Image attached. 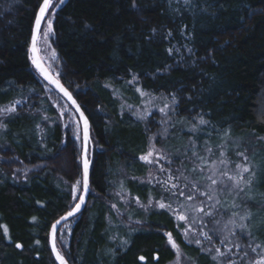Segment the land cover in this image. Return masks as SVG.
Wrapping results in <instances>:
<instances>
[{
	"label": "trees",
	"instance_id": "obj_1",
	"mask_svg": "<svg viewBox=\"0 0 264 264\" xmlns=\"http://www.w3.org/2000/svg\"><path fill=\"white\" fill-rule=\"evenodd\" d=\"M41 1L0 0V106L26 100L0 118V264H56L48 231L72 208L70 186L81 177L80 144L37 111L40 101H48V84L32 68L28 44ZM52 30L59 62L51 73L84 111L92 141L89 199L63 256L69 264H167L173 260L164 245L170 234L185 264H213L203 245L182 240L168 212L136 209L131 217L143 221L117 225L124 234L105 223L112 191L143 201L151 192L158 199L159 184L142 181L148 168L141 157L148 154L149 136L160 133L154 122L160 115L140 123L120 113L118 98L136 94L139 100L135 89L167 95L174 100L173 127L194 126L210 140L230 129L242 139L234 150L249 141L264 148V0H65L54 12ZM245 153L250 157L248 147ZM262 172L252 207L262 225L256 240L237 230L230 234L231 251L251 260L244 245L264 249ZM191 181L200 189L205 182H181ZM197 236L212 251H224L217 234L211 241Z\"/></svg>",
	"mask_w": 264,
	"mask_h": 264
},
{
	"label": "rangeland",
	"instance_id": "obj_2",
	"mask_svg": "<svg viewBox=\"0 0 264 264\" xmlns=\"http://www.w3.org/2000/svg\"><path fill=\"white\" fill-rule=\"evenodd\" d=\"M64 2L65 0H63V3ZM63 3H61L60 0H51V6L47 11L50 12L45 14L44 23L37 40L38 53L45 66L51 72H55V67H57V63L59 62L51 42L53 30L48 34L47 38L44 37L43 33L47 30L49 20H51L52 24L54 12ZM128 86V84H125V89H127ZM43 88L48 95V101L44 106L40 101V106L37 108V111L40 110L42 121L49 124H61L63 130H68L76 143L80 144V127H78L79 123L75 114L72 113L66 102L52 87L45 85ZM50 89L55 91L58 96L52 95ZM110 90L112 92V88ZM135 90L139 93L140 99L137 100V98H135L136 94H132L131 96L127 94L124 96L121 95L120 98H118V108L120 113H129L140 123L144 122L149 114L158 113L160 115V117H156L158 120L156 119L154 121L160 125L161 129L159 135H157V137L152 135L149 136L147 152L149 153V151H152V156L148 157V160L153 162L149 163L141 159L145 162L146 168H148L146 176L142 178V181L151 186L159 184L157 187L158 199H153V194L151 192H149L147 199L143 201L141 199H134V195L128 197L127 193L122 195L120 192L112 191L110 193L112 201L109 205V211H104L105 213H103V215H105V223L109 227L113 225L114 228L118 230L117 225H120L122 222L131 221L139 225L142 223L141 221L143 220L140 221L131 217L134 211L138 210L141 213L154 211L156 214L159 213V211H165L172 215L174 226L180 230L182 240L187 245H203L204 248L202 252L208 259L213 261V264H230L231 261H235L236 264H255L256 261L264 256V249H261V253L257 252V250L253 252V247H250L249 244L244 245L242 249H248L249 253L255 257V260H251L250 257L248 258L244 254L240 255L239 252L231 251L229 253L228 248H231L232 243L229 244L231 240L230 234L234 230H237L241 237L243 235L251 240H256L257 232L262 228L261 221L258 219V214L253 211L252 207L253 202L256 200L254 192L256 187L261 184L260 175L263 173L262 170H264V148L257 149L256 144L253 141H249L247 144L248 146H242L243 148L241 151H239V149L234 150L235 145L241 142L242 139L236 138L230 129L218 133L214 140H210L207 136L201 139L203 134H200L194 126L173 127L170 125L174 104L173 98L160 93ZM125 99H129L132 103L128 104ZM25 102L26 100L24 99L16 98L7 104L1 105L0 118L14 113L17 108L23 106ZM1 129L2 127L0 125V130ZM163 140L166 143H162ZM261 143L264 144V139L261 140ZM1 144L2 139L0 133V147ZM247 147L248 150H250V157L245 153ZM169 150L171 151L169 152ZM183 155L185 156L184 158H182ZM161 156L164 158L160 159ZM221 161H223V163ZM187 164L189 165L187 166ZM237 165L240 167H237ZM193 167H196L197 170L192 171ZM245 167L248 168L247 172L243 171ZM162 168L163 171L161 170ZM31 169L32 168H30V170ZM21 170L23 169L19 171ZM224 173H227V175H224ZM229 176L235 179H229ZM169 177L173 179H169ZM183 177H187L189 181L195 177L204 179L205 182L201 184L203 188L200 190L207 191L213 199L209 200L204 195H197L195 201H189L185 199V196H173L172 192L177 191V189L171 188L173 183L177 184L179 189L184 191L185 195L189 193L192 181L190 184H183L181 182L184 180ZM209 177H211V179H209ZM241 177H243V180L239 187H237L236 181L240 180ZM212 179L217 180L218 183L213 185ZM77 181L70 186L72 196L71 205H74L79 198L81 181L80 184H77ZM165 181H167V184L164 183ZM163 184H165L170 191H166L163 188ZM186 184L187 187H185ZM74 188L76 189L75 191L73 190ZM241 188H243V191L240 190ZM135 193H137V191ZM161 202L165 205H171V208H161L159 206ZM113 205H115V207H113ZM193 207H197V209L203 207L204 212L210 210L213 214L207 216L204 212H200L199 210L193 211ZM181 214L186 215L187 220H179L178 216ZM241 217H244V219H241ZM76 220L77 218L64 223L59 227L56 233L58 247L62 252L68 248L71 229ZM240 225H244L245 227L241 229ZM5 228L6 226L3 225V231ZM118 231L121 232V230ZM121 233L124 234V232ZM202 233H207L211 237L217 234L220 243L221 240L227 237L223 243L227 245V247H224V251L221 250V252L226 253L224 256L229 257L226 259L227 261H223L221 259L222 256H217L216 252L212 250L208 251V249H210L207 247L210 246L209 243H196V240H199L197 235L205 238ZM4 234L6 238H8V233L4 231ZM122 239L123 243H127V238ZM108 241L113 242L112 239ZM172 242L176 244V248L172 246L169 240L164 244L165 247L171 250L173 255V260L167 264H185V259L187 257H185L184 252L174 239H172ZM214 256L217 257L215 260L213 259Z\"/></svg>",
	"mask_w": 264,
	"mask_h": 264
},
{
	"label": "snow or ice",
	"instance_id": "obj_3",
	"mask_svg": "<svg viewBox=\"0 0 264 264\" xmlns=\"http://www.w3.org/2000/svg\"><path fill=\"white\" fill-rule=\"evenodd\" d=\"M61 3H63V0H60ZM51 6V0H43V3L39 6V12L38 14L36 15L35 17V31L33 33V36H32V51L35 53L38 51L37 49V40H38V33H39V30H40V27H41V22L42 20H44L45 18V14L46 12L48 11V9L50 8ZM52 31V24H51V20L48 21V27H47V30L43 33L44 37L47 38L48 34ZM33 63L36 64V66L38 68H41V65H40V62L37 58H33ZM41 72L44 73L45 75V78L48 79L51 83L55 84L56 87H58L60 89L61 92L64 93V95L72 101V103L75 105L76 104V101L72 99V96L71 94L67 91V89H65L60 83L58 80H55L53 79L51 76H49L43 68H41ZM76 109L78 112H80V118L83 120V156H82V176H83V181H82V191L83 193L87 194V192L89 191V168H90V160L88 159V143H89V125H88V120L87 118L84 116V113L80 111L79 109V105L76 106ZM14 110V109H13ZM200 123L203 124L205 123V121L203 119L200 120ZM79 127V125H78ZM195 155V153H194ZM152 156V151H149L148 155L147 156H143L141 157V159H144L146 160L147 162L149 163H152L153 161L151 160H148V157ZM164 157L161 156L160 159H163ZM199 159H202L200 157H198ZM246 159V158H245ZM223 163V161H221ZM237 167H240L239 165H237ZM163 171V168L161 169ZM197 168L194 167L192 169V171H196ZM202 171V169H201ZM244 172H247L248 171V168H244L243 169ZM224 175H227V173H224ZM185 180H187V177H183ZM169 179H173L172 177H169ZM176 179H179V178H176ZM209 179H211V177H209ZM229 179H235L234 177H231L229 176ZM243 180V177L240 178V180H237L236 181V186L239 187L241 181ZM165 184H167V181L164 182ZM218 183L217 180L215 179H212V184L213 185H216ZM77 184H80V181H77ZM192 186H191V189L189 190V193L187 195H185L184 191L182 189H179L178 185L173 183L171 188L172 189H177V191H173L172 192V195L173 196H185V199L186 200H189V201H195L196 200V197L197 195H204V196H207V198L209 200L213 199V197L211 195L208 194L207 191H201L198 184L193 181L191 182ZM185 187H187V184L185 185ZM74 191L76 190L75 188L73 189ZM166 191H170V189H165ZM241 191H243V188L240 189ZM79 203H77L74 207V209L72 211H69L67 216H72L74 215L75 212H78L80 210V207L81 205L84 203V195H81L79 196ZM159 206L161 208H165V207H168V208H171V205H165L163 202H161L159 204ZM113 207H115V205H113ZM193 211H196V210H199L200 212H204V208L203 207H199L197 209V207H193L192 209ZM205 215L207 216H211L213 213L209 210L208 212H204ZM61 219H67V217H61ZM178 219L181 220V221H184V220H187V216L184 215V214H181L178 216ZM241 219H244V217H241ZM60 221L58 220L56 222V224H59ZM241 229H243L245 226L244 225H240ZM52 228H53V236H54V233H55V228H56V225H52ZM5 232H7V229L5 228L4 229ZM206 239L210 240L212 239L211 236H209L207 233H202ZM232 235H235V233H232ZM227 237L224 238V240H226ZM224 240H221V243H224ZM169 241L172 243V246L174 248H176V244L174 242H172V238H171V235L169 234ZM196 243L197 244H200L201 241L200 240H196ZM17 247H21L19 244L16 245ZM227 247V245H225ZM234 247L237 248V250H239L240 248V245L239 244H235L233 245ZM257 247H259V245H257ZM53 251L56 252V247H55V243H53ZM208 251H211V249H208ZM252 251L253 252H256V247H253L252 248ZM228 252L230 253L231 252V248H228ZM216 253H217V256H224L226 255V253L224 252H221L220 248H216ZM244 255H247V253H245ZM56 258L57 260L60 261V264H67V262L65 261L64 257L61 256L59 254V252H56ZM217 257L214 256L213 259L215 260ZM230 264H236L235 261H231ZM255 264H264V256H262L258 261L255 262Z\"/></svg>",
	"mask_w": 264,
	"mask_h": 264
},
{
	"label": "water",
	"instance_id": "obj_4",
	"mask_svg": "<svg viewBox=\"0 0 264 264\" xmlns=\"http://www.w3.org/2000/svg\"><path fill=\"white\" fill-rule=\"evenodd\" d=\"M43 3V0L41 2V4ZM40 4V5H41ZM39 12V8L36 12V15L38 14ZM35 15V17H36ZM43 21L41 22V27H42V24H43ZM40 27V29H41ZM35 31V18H34V22H33V25H32V30H31V34H30V39H29V44H28V52H29V56L31 58V65H32V68L34 69V71L44 80L46 81L59 95L60 97L68 104V106L72 109V111L74 112L77 120H78V123H79V126H80V138H81V162H80V169H81V190H80V194L79 196L81 195H84V203L81 205L80 207V210L78 212H75L74 215L72 216H67L68 212L69 211H72L75 207V205L77 203H79V199L77 200V202L72 206L71 209H69L67 212H65L64 214H62L58 219H56L51 225H50V228H49V231H48V236H47V240H48V246H49V249H50V252H51V255H52V258L53 260L55 261L56 264H60V261L57 260L56 258V252H59V254L61 256H63V254L60 252V250L58 249L57 245H56V233L58 231V228L60 227V225L68 220H70L71 218H74L78 215H80L85 207H86V204L88 202V199H89V195H90V175H89V191L87 192V194L83 193L82 191V181H83V176H82V156H83V120L80 118V112L77 111L76 109V106L79 105L78 102L76 101L75 97L68 91H67L71 94L72 96V99L76 101V104L74 105L72 103L71 100H69L63 92L60 91V89L58 87H56L55 84L51 83L48 79L45 78V75L44 73L41 72V68L44 69V71L49 75L51 76L53 79L55 80H58L55 78V76L48 70V68L45 66V64L43 63L38 51L37 52H33L32 51V36H33V33ZM40 32V30H39ZM38 36H39V33H38ZM37 46V45H36ZM33 58H37L40 62V65H41V68H38L36 66V64L33 63ZM59 81V80H58ZM59 83L64 87V85L59 81ZM65 88V87H64ZM66 89V88H65ZM79 109L81 112L84 113V111L80 108L79 106ZM84 116L87 118V116L85 115L84 113ZM88 120V118H87ZM88 125H89V143H88V159H89V156H90V152H91V147H92V141H91V128H90V123H89V120H88ZM90 160V159H89ZM91 164V162H90ZM89 172H90V168H89ZM61 217H67V219H61ZM60 221L59 224H56L57 221ZM56 225V228H55V233H54V236H53V228H52V225ZM53 243H55V247H56V252L53 251ZM64 257V256H63ZM65 261L68 263V261L66 260V258L64 257Z\"/></svg>",
	"mask_w": 264,
	"mask_h": 264
},
{
	"label": "bare ground",
	"instance_id": "obj_5",
	"mask_svg": "<svg viewBox=\"0 0 264 264\" xmlns=\"http://www.w3.org/2000/svg\"><path fill=\"white\" fill-rule=\"evenodd\" d=\"M42 2V1H41ZM41 4V3H40ZM40 6V5H39ZM39 8V7H38ZM38 10V9H37ZM37 12V11H36ZM35 15H36V13H35ZM35 18V17H34ZM33 22H34V20H33ZM33 25V24H32ZM31 30H32V28H31ZM47 83V82H46ZM48 84V83H47ZM49 85V84H48ZM50 86V85H49ZM51 87V86H50ZM123 91V90H122ZM67 104V103H66ZM68 105V104H67ZM80 127V126H79ZM90 128H91V126H90ZM80 146H81V138H80ZM92 148V147H91ZM89 159H90V162H91V152H90V156H89ZM80 162H81V149H80ZM90 168H91V164H90ZM89 175H90V172H89ZM60 217V216H59ZM58 217V218H59ZM57 218V219H58ZM76 217H74V218H71L70 220H68V221H66V222H69V221H71V220H73V219H75ZM66 222H64V223H66ZM64 223H62L61 225H63ZM60 225V226H61Z\"/></svg>",
	"mask_w": 264,
	"mask_h": 264
}]
</instances>
